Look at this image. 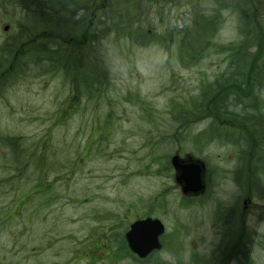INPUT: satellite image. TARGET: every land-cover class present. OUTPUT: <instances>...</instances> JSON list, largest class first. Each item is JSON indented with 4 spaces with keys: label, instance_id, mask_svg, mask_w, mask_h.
<instances>
[{
    "label": "rangeland",
    "instance_id": "1",
    "mask_svg": "<svg viewBox=\"0 0 264 264\" xmlns=\"http://www.w3.org/2000/svg\"><path fill=\"white\" fill-rule=\"evenodd\" d=\"M32 1L0 0V264H264V191L252 185L264 168L250 174V155L236 166L246 144L264 159V0H120L143 34L99 19L96 47L74 17ZM76 56L96 63L94 92L70 80ZM210 83L221 86L197 106ZM223 92L255 122L218 112ZM175 154L205 163L203 194L181 193ZM146 216L163 222L164 247L140 263L114 243ZM224 232L241 235L240 255L221 249Z\"/></svg>",
    "mask_w": 264,
    "mask_h": 264
},
{
    "label": "trees",
    "instance_id": "2",
    "mask_svg": "<svg viewBox=\"0 0 264 264\" xmlns=\"http://www.w3.org/2000/svg\"><path fill=\"white\" fill-rule=\"evenodd\" d=\"M116 1L69 0V5H67L65 3V0H50L49 2H46L47 4L42 5V4H37L36 0H33L31 5L34 7L38 6L39 8H41L44 11L45 16L51 14V16L64 17V21H66L67 17H74L75 18L73 21V24H75L74 26H76V28L79 29L80 33L82 31L84 33L81 36H84L86 39H88L87 43H90L91 45L94 44L96 47L98 45L97 38H98V30H99V19L100 20L103 19V21H100V24L102 25L106 24L108 28H111L112 26H119L120 28H128L129 26L131 27L132 23L129 24V22H132L130 18L133 19V17L135 16L134 12L129 11L127 2H120V0H116ZM49 10H53V12L49 13ZM135 27H136L135 30H133L132 28L126 29L124 36H127L128 34L131 35L132 32L136 33L137 35L143 34V33H139V34L137 33L140 29L139 25ZM200 27L206 28L207 25ZM196 36H198V33H191L190 28L186 31V37H185L186 40L182 43L181 48L180 49L178 48L179 55H181L182 57L185 55V52H182L181 49L184 48L186 44L191 45L194 42H196L197 41L195 40ZM61 38H64L63 32L61 34ZM52 44H54L53 46L55 48H59L60 41L57 42L49 39L48 48H50ZM231 45L234 46V44ZM6 47L7 45L5 44L0 49L5 50ZM62 53H64V56L61 57L60 64L62 68H66L67 70V61L70 59L68 58L69 56L67 53H65V51L62 50ZM71 63H72L71 67L74 71L73 74H70L67 71L66 72L68 75H71L70 80H72L74 87L77 90H82L83 92L87 91L86 93L91 92L93 87V92H94V84H96L95 83L96 79L98 80L99 77V75L96 77V73H95V71H98V68L95 65L96 63H94L93 61L88 62L86 59L81 58L80 56L74 57ZM86 71L87 74H85ZM91 71L92 72L94 71L95 79L94 77L91 76ZM220 86L221 84H216V83L215 84L210 83L207 85V87L205 86L202 89L201 94L199 95L198 98L200 102H198L197 100L195 104L197 106L202 105L206 96L205 92H215V90L213 89L214 88L218 89L220 88ZM221 99H223V97H221ZM222 104H224V102H222ZM216 107L217 108L215 109L218 112H220L218 108L219 103H216Z\"/></svg>",
    "mask_w": 264,
    "mask_h": 264
},
{
    "label": "water",
    "instance_id": "3",
    "mask_svg": "<svg viewBox=\"0 0 264 264\" xmlns=\"http://www.w3.org/2000/svg\"><path fill=\"white\" fill-rule=\"evenodd\" d=\"M174 169V181L183 195L202 192V172L204 166L199 161H184L177 154L171 156ZM164 232V225L158 218L146 217L130 224L125 233L126 243L134 254L143 258L151 251L160 249L159 236Z\"/></svg>",
    "mask_w": 264,
    "mask_h": 264
},
{
    "label": "flooded vegetation",
    "instance_id": "4",
    "mask_svg": "<svg viewBox=\"0 0 264 264\" xmlns=\"http://www.w3.org/2000/svg\"><path fill=\"white\" fill-rule=\"evenodd\" d=\"M51 12H53V10H49V13H51ZM73 13H76V12H73ZM208 93L210 94L211 92H208ZM233 93H235V94L238 95V92H223V94L221 96H219L218 99L217 98L215 99L214 108H217L216 107V103H219V107L218 108H219L220 112H222V114H233V113L237 112L240 116L242 115V113L244 111H250V117H252V116L255 117V118H250L251 120H253V123H254L255 120H256V115L254 114V112L252 110L253 106L252 105H249V104H245L242 100H240V103L239 104H232L231 103V99H233V97L231 95ZM248 93L251 94V96H253V93L254 92H248ZM214 97H216V96H214ZM214 97H212V98H214ZM221 97H223L224 100L221 99ZM239 97H240V94H239ZM222 102H224V104H222ZM232 108H234V109H232ZM220 116H222V115H220ZM226 116H229V115H224L223 117H226ZM3 138L4 137H0V139H3ZM260 138L261 139L258 138V140L261 142V145H262L261 148L258 147L259 144H258L257 139L255 140L256 141L255 144H257V148L264 149V137H260ZM7 140H8V143H10V139L8 138ZM4 144H6V143L0 142V145H4ZM243 144L245 145V143H243ZM246 150H248L247 144H246V147L243 149V152L240 151V150H238L237 155H236L237 156V158H236V166L238 167V169L240 171H243L244 168H245V164H243L244 161L246 160L245 157L250 155L249 159L252 162H251V165H250L251 166L250 167L251 169L248 170V172L250 174H252L253 176H255V173H258V167L260 165H261L262 168H264V159H260L258 157L257 151L255 149L250 154H246V152H245ZM251 151H252V149H251ZM5 154H9V153L6 152ZM261 155H263V157H264V153L261 154ZM13 162L15 163L17 161L16 160H13ZM261 174H264V172L263 173L261 172ZM262 176H264V175H262ZM235 177L238 179V173H235ZM258 177H259V175H256V177H254L255 179L252 180V185H253V189L255 190V192L264 191V184L262 183V179L261 178H258ZM203 179H204V186L206 188L207 175H206V165H205V163H204ZM198 195L199 194H189V196H193V197H196ZM243 203H245V201H243ZM17 204H18V200H15V201H13L11 203V205H13L14 207ZM137 219H142V218H137ZM129 225H130V223H129ZM129 225L126 228L125 232L121 235V239L119 240L120 242L119 243H114V244L116 246L123 247L124 248V251L125 252H128L136 261L142 263L143 261H146L151 256H153L154 253L159 252L160 250L163 249L164 243L162 241V236L164 235L165 231L159 237V241H160V245H161V248L159 250L150 252L144 258H139L136 254H133L129 250V248L127 246V243L125 241V233L129 229ZM225 227H226V221H225L224 227H223L224 228V231L226 229ZM227 237H228L227 234L224 232L223 233V237L221 239L222 240L221 249L223 247L224 248L228 247L227 250H232L234 252V254L240 255V253H241V250L240 249L242 248V243H241L242 242V239L240 238L241 235L240 234H234L233 235V238H230L231 241L233 240V242H231V241L229 242V239ZM109 241L110 242H113L114 240L110 238ZM104 246H105V244H104ZM238 259L242 262V264H244L243 258H239L238 257ZM204 262L205 263H210L209 260H206V261L204 260Z\"/></svg>",
    "mask_w": 264,
    "mask_h": 264
}]
</instances>
